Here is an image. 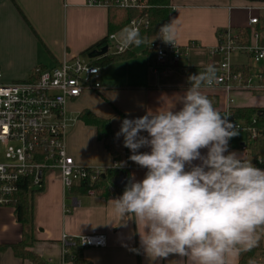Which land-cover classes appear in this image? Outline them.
Returning a JSON list of instances; mask_svg holds the SVG:
<instances>
[{"label":"crops","instance_id":"obj_1","mask_svg":"<svg viewBox=\"0 0 264 264\" xmlns=\"http://www.w3.org/2000/svg\"><path fill=\"white\" fill-rule=\"evenodd\" d=\"M88 0H0V71L4 84L28 81L37 68L53 69L66 58L81 57L108 35V10L90 8ZM170 20L176 23L174 41L181 47L192 45L182 57L178 68L157 69L154 54L144 48L139 54L134 46L133 57L99 69L101 90L88 91L69 103V127L65 145L67 154L81 168H111L116 162L117 172L128 179L144 177L146 169L128 158L132 154L123 146V137L116 138L124 118H136L155 111L179 110L180 96L191 86L189 77L216 70L218 57L212 52L218 46V34L227 29L237 32L249 29V21L264 15V2L249 0H171ZM260 23V20H259ZM128 28V27H126ZM125 29V28H124ZM122 30L116 35H120ZM148 54L153 57L150 60ZM114 55V54H113ZM239 55L233 60L236 67H250ZM249 58V57H248ZM157 65V64H156ZM201 84L200 91L211 98L215 109L224 114L233 100V109H264V93L238 92L227 94L209 90ZM90 112L109 121L113 130L115 158L99 140L96 127L81 119ZM242 121V120H239ZM147 135V133H144ZM251 144L233 137L229 151L241 154L255 166ZM246 147V149L244 148ZM142 148L140 151H147ZM206 154V149L201 150ZM193 163H199L195 161ZM122 165V166H121ZM261 169V168H260ZM118 177V176H117ZM120 190V189H119ZM122 191V190H121ZM96 192V191H95ZM103 199L99 192L91 196L66 190L58 172L44 176L43 192L36 197V225L38 241L33 252L46 264L63 263L62 237L70 239L99 234L106 237L104 248H86L84 257L92 264H192L187 257L171 255L166 259L148 256L140 244L134 220L113 214L112 200ZM264 233V230H263ZM22 240V227L15 210L0 209V264H32L18 259L12 249ZM264 244V241H263ZM239 255L230 264H239ZM252 264H264V254Z\"/></svg>","mask_w":264,"mask_h":264},{"label":"clouds","instance_id":"obj_2","mask_svg":"<svg viewBox=\"0 0 264 264\" xmlns=\"http://www.w3.org/2000/svg\"><path fill=\"white\" fill-rule=\"evenodd\" d=\"M159 33L173 44L175 21L162 24ZM120 39L123 48L143 42L134 27L123 29ZM189 81L179 110L122 120L116 138L123 137L132 153L128 159L146 172L140 180L128 179L122 195L112 200L113 214L143 227L140 244L148 256L230 264L255 247L258 229L264 230V169L229 151L239 132L200 91L202 83L214 82V70Z\"/></svg>","mask_w":264,"mask_h":264},{"label":"built area","instance_id":"obj_3","mask_svg":"<svg viewBox=\"0 0 264 264\" xmlns=\"http://www.w3.org/2000/svg\"><path fill=\"white\" fill-rule=\"evenodd\" d=\"M87 6L141 12L149 9L147 0H88ZM258 24V18L249 21V44L245 43L242 32L233 29L219 32L218 46L212 52L213 57L219 58L214 82L211 85L205 83V88L222 90L229 95L238 92L264 93V46L260 44L262 38L255 29ZM133 27L141 34L149 29V21L146 18L134 19L128 25V28ZM159 36L160 33L146 41L147 50L154 54L158 67L178 68L181 58L189 53L192 45L181 47L175 41L173 44L165 43ZM132 47L123 48L116 34L109 37V50L112 48L114 55L127 53ZM233 55L248 56L257 68L234 66ZM2 78L0 71V209L15 210L16 197L24 184L41 190L48 172H58L63 187L71 190L83 181L95 184L109 170H121L116 162L111 168H81L67 154L65 137L69 127V103L85 92L101 90L99 69L92 66L89 59L65 57L53 69L37 68L32 78L24 82L4 84ZM232 103L233 100L229 99L224 116L239 133L246 135L249 144L264 140V132L258 128L256 117L250 121L233 119ZM263 164V158L255 160L257 168L264 169L261 167ZM87 194L93 196L96 192L92 190ZM61 242L65 263L70 246L78 244L83 248H104L106 237L91 234L70 239L64 235Z\"/></svg>","mask_w":264,"mask_h":264},{"label":"trees","instance_id":"obj_4","mask_svg":"<svg viewBox=\"0 0 264 264\" xmlns=\"http://www.w3.org/2000/svg\"><path fill=\"white\" fill-rule=\"evenodd\" d=\"M149 9L146 11L137 10H123L118 8L108 9V35L102 41L97 43L95 46L87 49L81 54V57L88 59L91 52L95 50H100L103 47H109V37L117 34L124 28L128 27L131 21L137 18H146L149 21V29L142 31L140 38L142 41H150L154 39L159 33L160 26L164 23H168L170 20V5L171 0H147ZM251 2H257V0H249ZM260 23L256 26V31L261 36L260 44L264 46V15L260 17ZM240 32L244 35L245 43L249 44L251 39V31L249 29L241 30ZM135 44H133L134 46ZM150 60L152 55L148 54ZM133 57V53L127 52L121 55H111L97 59L89 60L90 64L98 69L109 66L113 63L120 62ZM157 63H152L150 65H155L157 69H161L156 65ZM207 73L206 69H203ZM213 106L214 101L209 98ZM233 114V119L235 120H248L256 117L257 126L260 130L264 132V109H231ZM224 116V114H221ZM81 119L85 124L97 128L99 140L102 141L108 150L115 158H117V153L114 147L113 140V130L109 121L98 118L90 112L83 113ZM250 151L255 160L260 158L264 159V140H259L255 144L250 146ZM264 168V164L261 166ZM119 176L116 170H109L104 176L95 184H90L88 181L81 182L77 187L73 189L79 193L86 194L89 191L99 192L103 199H110L114 196H121L123 191L119 190L114 184L115 178ZM43 192L41 190H34L29 187L28 184L21 186V190L18 193L15 201V217L17 222L22 227V240L19 244L13 246H3L1 249L10 248L14 252L18 259L30 261L32 264H46L43 259L35 254L32 250L33 245L38 241L37 238V225H36V197ZM259 241L257 245L248 251H241L239 257V264H252L257 258L264 254V233L263 230L258 229ZM86 248L80 245L70 246V254L66 256V263L73 264H92L87 261L84 257V251Z\"/></svg>","mask_w":264,"mask_h":264},{"label":"water","instance_id":"obj_5","mask_svg":"<svg viewBox=\"0 0 264 264\" xmlns=\"http://www.w3.org/2000/svg\"><path fill=\"white\" fill-rule=\"evenodd\" d=\"M109 47H103L100 50H95L91 52L88 56L89 60H97L108 54ZM127 176L124 174H120L117 178H115L113 184L120 190L124 191L126 186Z\"/></svg>","mask_w":264,"mask_h":264},{"label":"rangeland","instance_id":"obj_6","mask_svg":"<svg viewBox=\"0 0 264 264\" xmlns=\"http://www.w3.org/2000/svg\"><path fill=\"white\" fill-rule=\"evenodd\" d=\"M119 38L121 37V34L118 36ZM144 48H146V44L145 42H142L139 46L135 45L134 46V51L139 54ZM109 54L113 55L114 54V50L112 48H110L109 50ZM239 55H233L232 56V61L235 59V57H237ZM240 60L242 62H246L248 63L251 67H253L254 69L257 68V66H255L254 62L248 58V57H240ZM236 137H238L239 139L243 140V143L246 144L247 143V137L245 134L239 133Z\"/></svg>","mask_w":264,"mask_h":264}]
</instances>
